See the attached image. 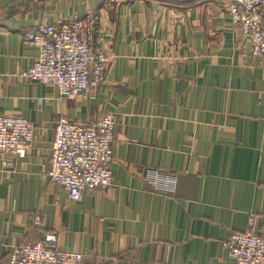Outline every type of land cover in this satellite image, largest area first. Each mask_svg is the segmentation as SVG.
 <instances>
[{
  "label": "crops",
  "instance_id": "0c3cea01",
  "mask_svg": "<svg viewBox=\"0 0 264 264\" xmlns=\"http://www.w3.org/2000/svg\"><path fill=\"white\" fill-rule=\"evenodd\" d=\"M89 14L113 55L90 96L24 75L39 49L23 33ZM106 112L113 183L74 201L48 176L57 120ZM0 114L35 126L24 159L0 160V264L45 232L81 264H234L224 243L252 213L264 232V56L222 0H0Z\"/></svg>",
  "mask_w": 264,
  "mask_h": 264
},
{
  "label": "built area",
  "instance_id": "2783aa9c",
  "mask_svg": "<svg viewBox=\"0 0 264 264\" xmlns=\"http://www.w3.org/2000/svg\"><path fill=\"white\" fill-rule=\"evenodd\" d=\"M223 7L242 34L249 38L254 55L264 56V0H222ZM98 17L74 16L56 24H38L23 33V40L38 47L37 60L24 72L43 84L56 86L64 98L90 96L104 81L113 55L94 42ZM116 115L106 112L89 122L61 117L50 148V180L65 188L74 201L84 192L113 183L112 163ZM35 126L26 117L0 114V160L7 166L24 159L34 147ZM146 178L162 187L163 176L147 170ZM166 186V185H164ZM40 215L34 217L40 220ZM250 228L234 233L224 244L234 264H264V232ZM83 253L59 247L56 234L45 232L39 241L14 246L6 264H81Z\"/></svg>",
  "mask_w": 264,
  "mask_h": 264
}]
</instances>
